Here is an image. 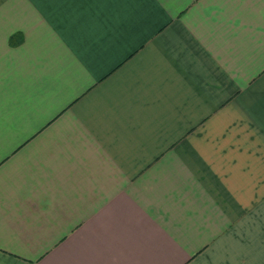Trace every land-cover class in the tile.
<instances>
[{
  "label": "crops",
  "instance_id": "0c3cea01",
  "mask_svg": "<svg viewBox=\"0 0 264 264\" xmlns=\"http://www.w3.org/2000/svg\"><path fill=\"white\" fill-rule=\"evenodd\" d=\"M0 264H264V0H0Z\"/></svg>",
  "mask_w": 264,
  "mask_h": 264
}]
</instances>
